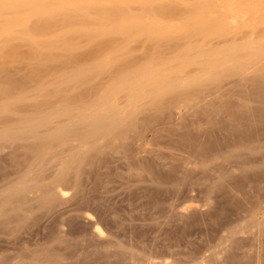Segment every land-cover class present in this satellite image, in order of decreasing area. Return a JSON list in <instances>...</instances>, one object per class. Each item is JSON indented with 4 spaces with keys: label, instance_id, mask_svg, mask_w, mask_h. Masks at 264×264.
<instances>
[{
    "label": "rangeland",
    "instance_id": "obj_1",
    "mask_svg": "<svg viewBox=\"0 0 264 264\" xmlns=\"http://www.w3.org/2000/svg\"><path fill=\"white\" fill-rule=\"evenodd\" d=\"M263 3L0 0V264H264Z\"/></svg>",
    "mask_w": 264,
    "mask_h": 264
},
{
    "label": "bare ground",
    "instance_id": "obj_2",
    "mask_svg": "<svg viewBox=\"0 0 264 264\" xmlns=\"http://www.w3.org/2000/svg\"><path fill=\"white\" fill-rule=\"evenodd\" d=\"M13 1H14V0H13ZM215 1H216V0H215ZM256 1L259 2V3L264 2V0H256ZM241 2H242V1H241ZM263 4H264V3H263ZM215 5H216V4H215ZM256 5L260 6L258 3H257ZM217 6H219V5H217ZM258 6H257V7L255 6V7L258 8ZM236 7H237V6H236ZM243 7H245V6L243 5ZM243 7H242V8H243ZM255 7H254V8H255ZM231 8H232V7H231ZM231 8H229V9L231 10ZM234 8H235V7H234ZM234 8H232V9H234ZM238 8H239V7H238ZM240 8H241V7H240ZM242 8H241V9H242ZM245 8H246V7H245ZM256 8H255V9H256ZM229 9L227 8V10H229ZM247 9L249 10V6H248ZM243 11H244V9H243ZM226 12H227V11H226ZM240 12H241V11H240ZM244 12L246 13V11H244ZM244 12H243V13H244ZM227 13H229V11H228ZM211 14H212V13H211ZM237 14H238V13H237ZM196 15H198V14H196ZM201 15H202V14H201ZM230 15H232V14H230ZM242 16H243V15H242ZM245 16H246V15H245ZM218 18H219V17H218ZM218 18H217V19H218ZM240 19H241V18H240ZM240 19H239V20H240ZM209 20H210V19H209ZM233 21H235V20L233 19ZM256 21H257V20H256ZM234 23H235V22H234ZM260 23H261V22H260ZM209 24H211V23H209ZM247 24H248V23H247ZM251 24H252V23H251ZM223 25H224V24H223ZM226 25H227V24H226ZM260 25H261V24H260ZM224 26H225V25H224ZM228 26H229V25H228ZM222 28H223V27H222ZM261 29H262V28H261ZM234 30H235V29H234ZM236 30H237V29H236ZM246 30H247V29H246ZM258 30H259V29H258ZM205 31H206V30H205ZM259 31H260V30H259ZM211 32H212V31H211ZM228 32H229V31H228ZM246 32H247V31H246ZM226 33H227V32H226ZM226 33H224V34H226ZM244 33H245V32H244ZM248 33H251V32H248ZM255 33H256V32H255ZM257 33H258V32H257ZM260 33H261V32H260ZM213 34H214V33H213ZM234 34H235V33H234ZM234 34H233V35H234ZM231 35H232V34H231ZM240 35H241V34H240ZM246 35H247V34H246ZM204 36H205V35H204ZM255 39H256V38H255ZM256 40H258V39H256ZM215 43H216V42H215ZM241 44H242V42H241ZM249 45H251V43H249ZM234 47H235V46H234ZM248 47H249V46H248ZM256 47H258V45H257ZM232 48H233V47H232ZM240 48L242 49V47H240ZM245 48H246V50H247V47H245ZM234 49H236V48H234ZM241 49H240V50H241ZM243 49H244V47H243ZM248 49H249V48H248ZM250 49H251V47H250ZM250 49H249V50H250ZM237 50H238V49H237ZM252 50L254 51V49H252ZM247 51H248V50H247ZM257 51H259V50H257ZM263 51H264V50L260 51V53H261V52L263 53ZM244 53H245V52H244ZM246 53H248V52H246ZM260 53H259V54H260ZM262 53H261V54H262ZM233 54H234V53H231V55H233ZM238 55H239V54H238ZM262 55H263V54H262ZM239 56H240V55H239ZM239 56H238V57H239ZM252 56H253V55H252ZM252 56H251V57H252ZM214 57H216V56H214ZM214 57H213V58H214ZM213 58H212V59H213ZM188 59H189V58H188ZM209 59H210V58H209ZM215 59H216V58H215ZM223 60H224V59H223ZM247 60H248V59H247ZM247 60H246V61H247ZM249 60H250V59H249ZM260 60H261V59H260ZM203 61H204V60H203ZM232 61H233V60H232ZM261 61H262V60H261ZM222 62H223V61H222ZM239 62H240V61H239ZM247 62H248V61H247ZM247 62H246V63H247ZM145 63H146V62H145ZM210 64H212V63H210ZM240 64H241V63H240ZM145 65H146V64H145ZM212 65H213V64H212ZM254 65L256 66V64H254ZM202 66H203V65H202ZM223 66H224V65H223ZM223 66H222V67H223ZM222 67H221V69L224 70ZM248 67H249V62H248ZM146 68H147V67H146ZM168 68H169V67H168ZM239 68H240V67H239ZM239 68H238V71H239ZM139 69H140V68H139ZM139 69H137V71H138ZM164 69H165V68H164ZM184 69H185V68H184ZM205 69H206V68H205ZM210 69H211V68H209V70H210ZM242 69H243V68H242ZM247 69H248V68H247ZM247 69H246V70H247ZM253 69L255 70V68H253ZM253 69H248L247 71H249V70H253ZM256 69H257V68H256ZM140 70H141L140 72L143 73L142 69H140ZM207 70H208V69H207ZM222 70H221V71H222ZM240 70H241V69H240ZM157 71H158V69H157ZM242 71H243V70H242ZM242 71H241V72H242ZM154 72L156 73V71H154ZM154 72H153V74H152L151 69H148V70L146 69L145 74L147 73V74L149 75V73H150V75L155 76ZM188 72H189V71H188ZM203 72H204V71H203ZM132 73H133V72H132ZM132 73H131V74H132ZM242 73H243V72H242ZM242 73H241V75H242ZM261 73H262V72H261ZM133 74H134V73H133ZM147 74L145 75L146 77H148ZM156 74H157V73H156ZM198 74H199V73H198ZM200 74H201V73H200ZM141 75H142V74L140 73V76H141ZM150 75H149V77H150ZM159 75H160V74H159V71H158V75H157V76H159ZM161 75H162L163 78L165 79L164 76H166V75H164V74H161ZM161 75H160V76H161ZM183 75H184V74H183ZM231 75H232V74H231ZM133 76H134V75H133ZM136 76H137V75H136ZM145 76H144V78H145ZM157 76L154 77V78H155V81H156V83H155L156 88L160 87V84L163 82V81H158V82H157V80H156ZM160 76H159V77H160ZM206 76H207V75H206ZM210 76H211V74H210ZM242 76H243V75H242ZM159 77H158V78H159ZM192 77H193V76H192ZM200 77H201V76H200ZM204 77H205V76H204ZM204 77H203V78H204ZM211 77H212V76H211ZM260 77H261V76H259V78H260ZM137 78L139 79L138 76H137ZM138 79H137V80H138ZM169 79H170V78H168V81H169ZM171 79H172V78H171ZM153 80H154V79H153ZM191 80H192V79H191ZM217 80L219 81L220 79H217ZM244 80H245V79H244ZM138 81H139V80H138ZM168 81H167V82H168ZM183 81H184V80H183ZM183 81H182V82H183ZM215 81H216V80H215ZM133 82H134V81H133ZM133 82H132V83H133ZM149 82H150V81H149ZM149 82H147L148 85H149ZM167 82L165 81L164 83L166 84ZM170 82H171V81H170ZM198 82H199V81H198ZM219 82H220V81H219ZM241 82H242V81H241ZM128 83H129V82H128ZM136 83H137V82H136ZM151 83H152V81H151ZM199 83H200V82H199ZM202 83H204V82H202ZM212 83H214V82H212ZM212 83H211V84H212ZM238 83H240V82H238ZM130 84H131V83H130ZM133 84H134V83H133ZM147 84H146V86H147ZM126 85H129V84H126ZM135 85H136V84H135ZM161 85H162V84H161ZM167 85L169 86V83H167ZM175 85H177V84H175ZM214 85H215V84H214ZM144 86H145V85H144ZM171 86H172V85H171ZM140 87H141V86H140ZM147 87H148V86H147ZM215 87H216V85H215ZM218 87H219V86H218ZM131 88H133V87H131ZM141 88H142V87H141ZM147 89H148V88H147ZM153 89H155V88H153ZM166 89H167V88H166ZM218 89H219V88H218ZM243 89H244V88H243ZM133 90H135V89L133 88ZM139 90H140V89H139ZM148 90H149V89H148ZM148 90H147V91H148ZM160 90H161V89H160ZM177 90H179V89H177ZM202 90H204V89H202ZM164 91L166 92L165 88L163 89V92H164ZM240 91H241V90H240ZM135 92H137V91L135 90ZM140 92H141V91H140ZM159 92L161 93L162 90L159 91ZM172 92H173V91H172ZM174 92H177V91H174ZM179 92H180V91H179ZM211 92H212V91H211ZM241 92H242V91H241ZM141 93L144 94L145 92L142 90ZM154 93H155V92H154ZM160 93H159V94H160ZM167 93H168V92H167ZM177 93H178V92H177ZM261 93H262V92H261ZM156 94H157V93H156ZM159 94H158V95H159ZM104 95H105V94H104ZM112 95H113V94H112ZM129 95H130V94H129ZM132 95H136V94L133 93ZM138 95H140V94H138ZM159 96H160V95H159ZM177 96H179V95H177ZM111 97H112V96H111ZM130 97H131V96H130ZM147 97H148V96H147ZM182 97H183V96H182ZM151 98H152V97H151ZM183 98H184V97H183ZM179 99H180V98H179ZM105 100H108V99L106 98ZM152 100H153V99H152ZM114 102H115V101H114ZM143 102H144V101H143ZM143 102H142V103H143ZM111 103H112V102H111ZM111 103H110L109 105H112L111 108H114L115 104H114V103L111 104ZM117 103H118V102H117ZM113 104H114V105H113ZM107 106H108V105H107ZM131 106H132V105H131ZM115 107H116V106H115ZM100 109H101V108H100ZM100 109H99V111H101ZM126 109H127V108H126ZM126 109H125V110H126ZM93 110H94V109H93ZM134 111H135V110H133V112H134ZM135 112H136V111H135ZM99 113L101 114V112H98V114H99ZM93 114H94V113H93ZM93 114H92V116H93ZM96 114H97V112H96ZM96 114H94V117L90 116V117H92V119H90V120L88 121V124L85 123L86 121H84V124H87V125H89V126H92L93 128H96V126H98V125L100 124V119H101L100 116H99L98 114H97V116H95ZM102 114H103V113H102ZM109 114H110V113H109ZM52 116H53V115H52ZM87 117H88V116H87ZM87 117H86V118H87ZM51 119H52V118H51ZM86 120H87V119H86ZM101 120H102V119H101ZM39 122H40V121H39ZM101 122H102V121H101ZM41 123H42V122H40L39 124H41ZM230 125H231V124H230ZM99 127H100V126H99ZM84 128H85V129H84ZM84 128H83V131L86 132V131L88 130V126H87V127H84ZM230 129H231V128H230ZM236 129H237V128H236ZM61 132H62V131H61ZM236 132H237V131H236ZM239 133H240V132H239ZM86 134H87V133H86ZM86 134H85V133L83 134L84 137H85ZM92 134H93V133H92ZM87 135H89V134H87ZM237 137H238V136H237ZM240 139H241V138H240ZM236 157H237V156H236ZM61 181H63V180H61ZM63 182H64V181H63ZM58 191H59V190H58ZM64 195H65V194H64ZM98 228H99V227H98ZM98 228H96V230H97ZM100 229H101V227H100ZM98 231H99V230H98ZM98 231H97V232H98ZM101 231H102V230H101ZM101 231H99V233H100ZM102 232H103V231H102Z\"/></svg>",
    "mask_w": 264,
    "mask_h": 264
}]
</instances>
